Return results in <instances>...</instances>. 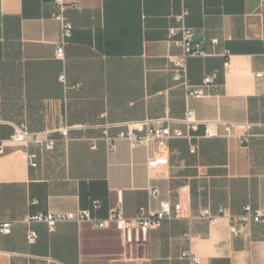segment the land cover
Masks as SVG:
<instances>
[{"label": "crops", "instance_id": "crops-1", "mask_svg": "<svg viewBox=\"0 0 264 264\" xmlns=\"http://www.w3.org/2000/svg\"><path fill=\"white\" fill-rule=\"evenodd\" d=\"M66 1L73 31L58 59L63 24L55 2L0 0V217L14 222L11 233H0V264H190L187 251L201 264H264V224L250 222L235 236L229 218L212 224L200 217L205 209L264 210V75L257 76L264 73V0ZM184 10L208 54L186 59L188 82L198 86L216 74L201 98L188 99L174 79L184 49L170 28L180 27ZM189 107L203 121L192 131L196 152L188 139H173L154 161V141L133 148L121 140L111 153L101 139L105 125L115 136L132 121L186 130L178 121ZM207 122L218 123V136H206ZM224 123L251 124L250 143L240 142V127L227 136ZM21 127L55 138V148L9 141ZM64 127H71L67 142ZM25 148L37 155L36 167ZM120 194L128 218L180 199L186 217L133 245L123 243L116 223L103 229L67 221L51 229L27 220L93 210L97 200L98 215L107 218Z\"/></svg>", "mask_w": 264, "mask_h": 264}, {"label": "built area", "instance_id": "built-area-1", "mask_svg": "<svg viewBox=\"0 0 264 264\" xmlns=\"http://www.w3.org/2000/svg\"><path fill=\"white\" fill-rule=\"evenodd\" d=\"M57 5L58 11L56 14L63 24V40L57 46L56 56L58 59H64L65 46L68 39L72 36L73 26L66 17L64 11L69 6L66 0H53ZM188 15V11L184 10L177 16L180 27L170 28V34L172 36L181 33L180 43L183 46L184 54L182 58L177 60L178 68L175 71L174 79L185 85L187 90V98H201L206 95V89L211 86L216 78V74H207L204 76L202 83L198 86H193L188 82L186 59L193 56H207L202 46V42L195 38V31L192 27L185 25V19ZM214 43L217 40L213 41ZM230 61H226L225 68L228 69ZM263 72L257 74L258 77H262ZM64 81V75L60 77ZM178 122L185 125L186 130L180 127H171L169 125L155 124L150 121H132L127 122L124 128L118 132L117 135L112 136L110 128L112 125L107 124L103 127L101 139L105 140L109 145V151L114 153L117 150V143L121 140L129 141L131 146L138 147L148 145L152 141L156 143L157 151L153 157L156 161L160 158L161 154L169 149L170 141L173 139H188L192 142L191 150L196 152L198 144L194 143V136L192 131L199 129V126L203 123L200 120L193 108L189 107L185 118ZM206 136L213 137L218 136V123L207 122ZM227 136H232L235 128L240 127L242 134L239 136L240 142L243 145H248L251 140V124L238 125L233 123H224ZM71 127H64L60 129L62 139L64 142L69 140V132ZM17 144H23L27 142H34L37 145L44 147L46 150H53L56 145V139L50 136H45L42 133L29 132L26 127L18 128L16 134L9 140ZM6 141L0 140V154L3 152V148ZM23 157L29 162L32 167H36L37 155L29 152L26 148L22 150ZM151 193L154 198H159V190L157 188L151 189ZM119 207L116 210L110 212L107 218H102L98 215V212L102 209V202L97 200L94 202L93 210H78L75 212H58V213H40L27 218L29 222H46L50 228L53 229L58 222L67 221H91L97 228H107L111 223H116L117 227L123 234V243L125 245L133 244H145L150 239L152 231L160 228L167 220H174L185 218L183 200L180 199L177 202L170 200L160 201L156 210H146L141 208L136 217L128 218L124 215L122 210L123 198L122 194L119 197ZM225 216L229 218L231 223V232L235 236H240L242 233L249 229V223H262L264 224V210H255L250 205L244 207V212L241 215L230 214L226 208H220L218 214L212 213L209 209L202 210L200 217L210 220L212 224H215L219 217ZM14 222L4 221L0 217V233L9 234L12 231ZM192 238L191 235H189ZM37 238V232L31 231L29 239L34 242ZM184 257L190 260V264H201L202 260L190 251L183 253Z\"/></svg>", "mask_w": 264, "mask_h": 264}]
</instances>
